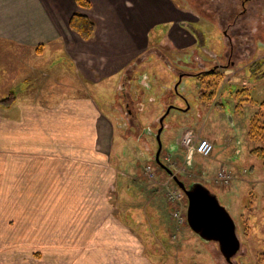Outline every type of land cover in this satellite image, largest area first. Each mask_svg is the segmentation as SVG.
<instances>
[{"label": "rangeland", "instance_id": "obj_1", "mask_svg": "<svg viewBox=\"0 0 264 264\" xmlns=\"http://www.w3.org/2000/svg\"><path fill=\"white\" fill-rule=\"evenodd\" d=\"M158 1H164L174 16L180 12L171 19L174 25L197 24L205 29L206 35L209 34L205 46L202 36L193 47L177 50L164 40L159 29L163 25H154L151 13V37L144 55L150 59L146 61L147 71L151 73L157 69L160 74L164 70L161 59L169 63L162 82L159 74L154 77L161 83L157 103L163 104L166 95L167 103L183 107V112L171 108L163 119L159 158L185 185L201 182L216 195L234 220L239 250L227 262L216 242L202 241L189 228L185 221V199L172 201L169 198V192L176 184L154 161L157 144L153 135L159 125L158 119L137 126L138 116H133L137 119L128 116V110L141 109L138 100L129 99L127 104L122 99L117 100L118 124L127 131L129 128H125V123L130 122L133 127L130 134L134 133V137L126 133L128 141H125L116 131L113 148L115 150L119 145L120 153L104 155L101 166L97 163V167H93L92 163L87 177L79 183L75 182L76 178L69 177L66 196L41 199L42 192L38 190L43 185L42 182L38 184L41 178L36 180L33 196L28 195L27 186L30 185L25 184L22 200L15 206L17 216L13 213L4 216L6 228H0V264H78L84 255L91 258L95 253L99 264H124L126 256L130 255L144 258L147 264H261L264 253V161L251 153L258 143L248 135L247 125L264 102V75L255 77L244 67L252 58L261 59L260 65L264 64V0ZM91 9L90 6L81 11L90 18L96 15L103 21L102 10ZM170 17L173 14L162 16V22ZM225 31L232 38L230 42L223 34ZM231 42L233 46L230 47ZM52 47L53 53L47 48L43 57L36 60L32 50L0 41V102L14 97V92L21 98L38 96L42 100H52L67 91L65 82L70 74L63 73L65 66L57 62L52 65L54 52H61V46L55 43ZM204 58H209L204 67L225 63L228 58V69L233 59H238L234 69L225 72L215 104L198 100L196 81L191 74L183 75L174 88L178 76L183 72H196L205 62ZM38 63L41 73L36 74L33 66ZM231 77L240 82L227 83ZM35 78H38L37 84L32 83L35 86L32 87L30 83ZM71 82L78 87L75 81ZM88 84L84 85L86 90L92 89ZM131 88L130 83L124 91L130 92ZM242 88L244 91L238 92ZM149 91L147 96L153 95ZM141 113L139 110L138 114ZM190 120L193 122L184 125V121ZM180 126L183 127L179 131ZM187 128L194 138L212 142L213 149L208 157L193 151L186 158L187 152L180 139ZM149 129L153 130L152 134ZM121 146L129 152L125 153ZM116 157L120 161L118 166L113 162ZM125 161L128 167L121 165ZM39 162L45 164L47 160L42 158ZM45 166L42 165V169ZM87 166L89 168V163ZM69 170L60 173L66 178ZM220 170L227 172L230 181L218 180ZM54 180H62L59 173ZM175 208L184 218L172 214ZM34 213L39 216H32ZM128 231L133 233L134 243L122 242Z\"/></svg>", "mask_w": 264, "mask_h": 264}, {"label": "crops", "instance_id": "obj_2", "mask_svg": "<svg viewBox=\"0 0 264 264\" xmlns=\"http://www.w3.org/2000/svg\"><path fill=\"white\" fill-rule=\"evenodd\" d=\"M88 1L91 10H102L104 19L102 21L96 15L91 17L94 33L85 40L69 27L71 15L83 9L76 0H0V41L32 50L36 53V60L43 57L47 48L53 53L52 46L56 43L61 46V52H54L52 65L57 62L65 66L63 73L70 74L65 82L67 91L60 97L52 100H42L38 96L21 98L14 92L8 105H4L3 100L0 102L3 106H0V228L3 226V230L6 228L4 218L12 213L17 216L15 206L22 200L21 192L25 184L30 185L27 186L28 195L33 196L36 193V180L41 178L38 180V184L43 183L38 188L42 192L41 199H58L59 196H66L69 177L76 178L75 182L79 183L87 177L92 163L93 167H97V163L101 166L104 155L114 153L117 156L120 153L119 145L115 150L113 148L114 133L118 131L125 141H128L126 133L131 137H134V133L130 134L133 128L130 122L125 123L129 132L118 124V101L123 99L129 104V99L138 100L141 109L135 107L134 112L128 110V116H138L137 126L156 121L163 114L169 105L166 100L169 99L165 95L163 104L157 103L161 83H157L154 77L159 71H147L149 56H144L151 37V13L154 25L168 27L162 35L177 50L191 48L197 43V39L184 26L171 22L180 12L177 11L174 16L175 13L169 10L164 1ZM168 13L173 14V17L162 22V16L166 17ZM182 58L185 59V56ZM208 59L204 58L205 62L200 64L196 72H184V75L191 74L194 77L197 72L207 70L209 67L204 65H208ZM161 62L164 70L159 76L162 82L169 63L162 59ZM180 65L184 67L185 63ZM38 66L39 63L33 66L36 74L40 72ZM36 79L31 81L32 87L37 84ZM230 81L238 80L231 77ZM130 83V92L128 89L124 91ZM87 84L92 89L86 90L84 85ZM148 91L153 95L147 96ZM139 110L141 114H138ZM190 122L193 121H184V125ZM183 126H180L179 131ZM121 148L125 153L129 152L123 146ZM42 158L47 163L41 164L39 159ZM113 162L117 166L120 163L117 157ZM42 165H46L44 169ZM121 165L128 167L127 161ZM68 169L69 174L64 178L60 172ZM58 173L62 180L55 182ZM32 216L38 217L39 213ZM124 236L123 243L136 241L131 231ZM84 244L87 245V240ZM124 260V264H147L144 258L136 255L126 256ZM78 264H99L98 255L95 253L91 258L84 255Z\"/></svg>", "mask_w": 264, "mask_h": 264}, {"label": "water", "instance_id": "obj_3", "mask_svg": "<svg viewBox=\"0 0 264 264\" xmlns=\"http://www.w3.org/2000/svg\"><path fill=\"white\" fill-rule=\"evenodd\" d=\"M182 76V74L178 76L179 79L175 83L174 88L177 87ZM180 98L184 100L182 96H180ZM171 108L183 112V107L180 104L174 105L170 103L162 116L158 119L159 126L153 135L157 144L154 161L172 177L176 186L184 192L187 200L186 223L189 228L198 238L202 239V241L216 242L222 256L227 262H230L231 257L239 250L240 241L236 234L234 220L228 213L226 207L221 205L216 195L201 182H194L188 186L185 185L184 182L178 179V177L173 174V171L165 166L159 159V154L162 149L160 135L164 126L163 119Z\"/></svg>", "mask_w": 264, "mask_h": 264}, {"label": "trees", "instance_id": "obj_4", "mask_svg": "<svg viewBox=\"0 0 264 264\" xmlns=\"http://www.w3.org/2000/svg\"><path fill=\"white\" fill-rule=\"evenodd\" d=\"M78 6L83 8L90 7L88 0H76ZM69 27L76 32L82 39H89L94 33V21L85 13L75 11L69 19ZM261 59L247 66L253 76L264 75V64L260 65ZM197 86V98L204 104H215L217 95L224 79L223 71L219 68L199 71L194 75ZM245 88L238 92H243ZM10 98V97H9ZM9 98L3 100L4 105H8ZM241 99H247L242 97ZM240 105V102L238 103ZM248 135L256 141L257 146L251 150V153L264 161V102L261 107L249 118L247 125ZM261 264H264V253L261 256Z\"/></svg>", "mask_w": 264, "mask_h": 264}, {"label": "built area", "instance_id": "obj_5", "mask_svg": "<svg viewBox=\"0 0 264 264\" xmlns=\"http://www.w3.org/2000/svg\"><path fill=\"white\" fill-rule=\"evenodd\" d=\"M194 137L195 136L193 135V133L188 131L183 135L180 142L187 150L189 151L195 150L196 152H198L199 154L203 156H208L213 149V144L207 139H204V138L196 139ZM147 168L149 169L150 167L148 166ZM217 177H218V180H221L223 182L229 181V175L224 170H220L218 172ZM169 198L172 201H177V200L180 201L184 199L182 192L176 189L170 190ZM173 211H174L172 213L173 215L184 218V215H182V212H180L179 209L175 208Z\"/></svg>", "mask_w": 264, "mask_h": 264}, {"label": "flooded vegetation", "instance_id": "obj_6", "mask_svg": "<svg viewBox=\"0 0 264 264\" xmlns=\"http://www.w3.org/2000/svg\"><path fill=\"white\" fill-rule=\"evenodd\" d=\"M244 6V3H242V7ZM171 22H173L172 20H171ZM170 22V23H171ZM182 24V23H181ZM191 25V27H189L190 25ZM231 25V24H230ZM182 26H184L188 31H190L192 34H193V36L197 39V41H198V38L200 37H202V36H204V40H203V44H204V46H205V43H204V41L205 40H208V38H209V34L208 35H206L207 34V32L205 31V29L204 28H202L200 25H197V24H191V23H187V22H183V24H182ZM167 26H165V27H161V31H162V33L164 34V33H166L167 32ZM194 30H193V29ZM157 29H158V27H157ZM224 35H226L227 36V39H228V41L230 42L231 41V37H230V35H227V33H226V31L223 33ZM164 40H167V42H169L170 44H171V42H170V40L165 36L164 37ZM231 45L233 46V43L231 42L230 43V47H231ZM232 53H233V50H232ZM214 55H215V53H214ZM218 58V57H217ZM234 58V57H233ZM228 59V58H227ZM227 59H226V62L225 63H216V64H213V65H211L208 69H213V68H219V69H221L222 71H223V74H224V76H226L225 75V72H229V71H232L234 68H233V66H235V65H237V60L236 61H234V59H233V64H232V66H231V68L230 69H228V65L230 64V62H229V60L227 61ZM256 59V58H255ZM254 58H252V60H250L249 62H247L246 64H245V67H244V69H245V71L247 70V66H249V65H252L254 62H256L257 60H259V59H256L255 60ZM231 61H232V59H231ZM240 62V61H239ZM207 69V70H208ZM226 82L227 83H229L230 82V78H228V80H226ZM238 83L240 82V81H237ZM166 110V109H165ZM164 113V112H163ZM159 126V125H158ZM163 128H164V126H163ZM150 130V132L152 133L153 132V130L152 129H149Z\"/></svg>", "mask_w": 264, "mask_h": 264}]
</instances>
